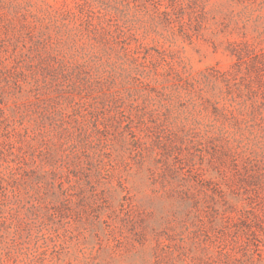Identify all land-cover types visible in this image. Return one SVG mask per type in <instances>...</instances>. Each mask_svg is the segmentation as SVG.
Returning a JSON list of instances; mask_svg holds the SVG:
<instances>
[{
    "label": "rangeland",
    "instance_id": "obj_1",
    "mask_svg": "<svg viewBox=\"0 0 264 264\" xmlns=\"http://www.w3.org/2000/svg\"><path fill=\"white\" fill-rule=\"evenodd\" d=\"M0 264H264V0H0Z\"/></svg>",
    "mask_w": 264,
    "mask_h": 264
}]
</instances>
